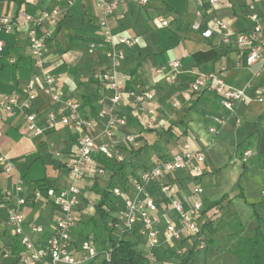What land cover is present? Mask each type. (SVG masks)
<instances>
[{
    "label": "crops",
    "instance_id": "1",
    "mask_svg": "<svg viewBox=\"0 0 264 264\" xmlns=\"http://www.w3.org/2000/svg\"><path fill=\"white\" fill-rule=\"evenodd\" d=\"M119 1L118 8L109 18L113 42L116 44L119 36L137 37L139 42L134 46L116 44L125 57L118 67H114L109 55L113 51L112 45L99 44L90 52L92 42L104 39L100 25L103 13L95 0H0V18L8 16L18 20L12 32H0V39L5 43L0 51V94H14L22 105L27 99L31 80L38 90V97L29 108L18 106L13 116L0 110L3 132L0 155L14 165L11 174L4 172L0 165V197L4 191L13 190L19 178L29 196L37 188L66 187L71 182L70 164L78 141L76 131L61 125L37 137L24 132L29 112L35 113L41 123L49 111L66 112L64 106L53 103L43 93L45 74L54 75V88L81 102L84 115L95 117L91 99L109 95L105 83L98 77L100 72H106L115 74L123 85V97L116 111L127 116L128 124L120 129L117 137L119 144L133 150L135 164L113 176L111 182V170L105 167L106 175L99 176L96 165H91L75 207L79 217L84 212V198L95 182L100 188L110 183V187L120 185L132 192L133 177L182 151L186 143L200 151L204 160L168 174L164 180L172 185L173 196L183 201L186 208L190 206L188 198L193 189L203 187L204 209L198 222L205 232L208 231L206 234L211 240L233 234L235 226L244 222V217H252L254 209L248 205L250 203L257 204V212L264 217V66L261 63L249 65L246 54L236 43V36L253 24L248 19L251 0H220L215 6L207 4L203 28L213 29L211 37H204L202 30L192 28L196 19L195 0H149L146 5L137 0ZM253 1L259 22L264 27V0ZM54 8L61 11L60 22L56 26L45 23L39 27L45 43V62L43 67H37L28 43L30 24L21 20L19 14L25 11L39 15L43 10ZM157 17L170 20V24L158 27L155 24ZM217 19L229 21L230 29L220 30L215 25ZM224 34L230 36L229 43L224 41ZM173 60L180 61L179 75L168 83L156 70L166 69ZM212 74H221L232 87L246 88L245 100L237 103L234 111L224 109L212 91L196 94L191 90L195 78ZM142 90L154 95L145 104L153 109V114L143 112L131 95L132 91ZM217 118L223 122L216 121ZM146 122L153 130H140L136 148L123 143L126 133L142 128ZM210 127H216L217 132H211ZM101 132V123L92 129L94 135H100V141L104 140ZM247 141L251 143L249 148L253 154L244 163L241 157L248 147ZM97 162L103 164L98 159ZM106 176L109 177L107 182L103 181ZM238 181L244 189L246 202L233 190ZM147 191L156 197L160 207H166L157 184H150ZM96 195L100 198L98 193ZM219 207L227 211L221 222L217 219L223 215ZM23 210L26 224L42 223L46 231L39 239L46 237L57 215L55 207L38 201L28 203ZM6 219L7 211L3 207L0 209V238L7 243L12 237L6 230ZM217 223L221 226L216 227ZM181 245L188 246V243L183 241Z\"/></svg>",
    "mask_w": 264,
    "mask_h": 264
},
{
    "label": "built area",
    "instance_id": "2",
    "mask_svg": "<svg viewBox=\"0 0 264 264\" xmlns=\"http://www.w3.org/2000/svg\"><path fill=\"white\" fill-rule=\"evenodd\" d=\"M140 4L146 5L149 0H137ZM119 0H95V4L102 10L100 25L103 30L104 39L101 42L94 41L90 45V52L99 44H109L113 46V51L109 55L113 58V66L118 67L124 59L125 53L116 48V44L134 46L139 42L137 37L119 36L115 44L109 26V18L115 13L119 6ZM220 0H195V21L192 23L194 30H202L204 37H211L213 29L203 28L204 7L207 4L218 5ZM250 13L248 19L252 21L249 30L241 32L236 36V43L243 54H246L247 63H261L264 66V27L259 22V15L255 11L253 0L249 2ZM60 9L54 8L43 10L39 15H31L22 11L19 18L30 24L28 28V43L30 51L35 57L37 67H43L45 59V43L39 34V27L43 24L56 26L60 22ZM155 24L158 27H165L170 24V20L157 17ZM18 25V20L8 16L0 18V32L10 33ZM215 25L222 31L230 29L229 21L217 19ZM203 28V29H202ZM224 41L230 42V36L224 34ZM4 41L0 39V51L4 48ZM11 62H16L11 59ZM180 61L173 60L167 68H158L156 73L163 75L168 83H172L179 75ZM222 67V71H225ZM98 77L105 83L108 96H101L97 101V115H84L82 104L72 99L66 93L54 88L55 77L47 73L44 77L43 93L48 95L53 103L64 106L66 112L49 111L46 119L41 123L35 113L26 114V124L24 132L32 137H37L45 132L57 127L70 126L78 134V141L72 162L70 164L71 182L66 187H46L37 188L31 195L25 193L24 182L21 178L17 180L13 190H6L3 197H0V209L5 207L7 211L6 230L11 236L7 243L0 244V264H8L12 258L13 264H89L100 255V250L93 234L83 237L79 243L74 242V231L78 226L80 218L75 211V207L82 195L83 183L89 173L91 165H96L99 176L106 175V168L97 162L96 156L102 155L106 159L122 163L126 160L124 152L118 146L117 138L120 129L128 124L126 115L119 114L116 106L120 103L124 89L121 81L115 74L100 72ZM191 90L200 94L204 91H212L221 104L228 110L234 111L237 103L243 102L246 98V88H235L224 81L221 74L209 76L200 75L195 78L190 85ZM27 99L22 103L25 108H29L31 103L38 97L36 83H28ZM135 103L141 110L153 114L152 108L145 106L148 100H152L154 95L151 91H132ZM260 100H262L260 98ZM176 105L178 101L174 102ZM19 99L14 94H0V110L5 111L9 116L15 114V109L22 106ZM216 121L222 123V119ZM102 124L101 136L92 133V129ZM210 131L217 132L216 127H210ZM3 132L0 128V136ZM138 136L126 133L123 143L131 144L138 142ZM253 154V150L248 148L242 154V161L248 162ZM204 155L186 143L182 151L172 157L158 161L151 168L141 171L133 177V191L123 189L120 185L112 187L113 194L120 200L122 210L118 215L115 228L121 238L129 232L136 231L144 240L147 264H161L158 260L157 249L165 245L168 249H175L177 255H184L188 249L197 245L198 250L206 247L208 235L204 232L198 222L200 214L204 209L202 186H196L189 195V207L186 208L184 202L173 196L172 185L164 180L168 174H174L180 170L190 167L195 161H203ZM0 165L3 171L11 174L14 165L4 155H0ZM132 178V177H131ZM150 184H157L160 188L163 200H166V207H160L156 197L147 191ZM10 201L9 199H12ZM43 201L52 204L57 212L54 223L50 227V233L40 238L46 231L42 223L26 224V214L23 207L28 203ZM15 239L19 242V249L13 252ZM186 241L188 246H177L176 243ZM102 258L109 259V253L104 251Z\"/></svg>",
    "mask_w": 264,
    "mask_h": 264
},
{
    "label": "trees",
    "instance_id": "3",
    "mask_svg": "<svg viewBox=\"0 0 264 264\" xmlns=\"http://www.w3.org/2000/svg\"><path fill=\"white\" fill-rule=\"evenodd\" d=\"M99 98L100 97L94 98L91 101L94 115H97L96 109ZM250 144V141H247L248 147L246 149L249 148ZM96 159L100 160L107 169L112 171V177L109 182L113 180V176L119 172H124L127 168V163L130 162L125 160L122 163H117L113 160L106 159L100 154L96 156ZM110 186L111 184L109 183L106 187L100 188L97 182L94 183L93 189L100 195L95 210L96 213L99 214L102 222L97 224L95 217H92L80 228V231L76 228L74 231V242L79 243L83 237L91 234L95 236L100 255L89 264H147L143 238L140 237L136 231L129 232L120 238L115 228V223L118 221L119 217L112 216L106 211V208H108L111 209V211H116L119 215L122 210V204L113 194L112 187ZM233 190L239 191L238 196L246 202L244 189L239 181L234 185ZM158 204L160 205L159 202ZM248 205L254 209L252 214L254 225L252 228V234L250 235L243 234L245 230L243 225L237 224L235 226V232L233 233L235 236L233 252L237 257L236 264H264V219L256 210L257 204L250 203ZM86 231L88 233H84ZM14 241L15 243L12 251L17 252L19 249V242L17 239ZM182 242H178L176 245L183 246L181 245ZM211 242H213V240L208 238L207 245L204 249L198 250L197 245H195L188 249V251L182 256L177 255L175 249H168L163 245L156 251L158 260L161 263H164V260L169 258L168 256H171L170 259L174 264H193L195 255L199 251L207 250ZM104 251L109 253V259L101 257V254ZM167 253L169 255H167ZM14 262L15 259L12 258L8 261V264H13Z\"/></svg>",
    "mask_w": 264,
    "mask_h": 264
},
{
    "label": "rangeland",
    "instance_id": "4",
    "mask_svg": "<svg viewBox=\"0 0 264 264\" xmlns=\"http://www.w3.org/2000/svg\"><path fill=\"white\" fill-rule=\"evenodd\" d=\"M143 112H145V111L143 110ZM134 130L135 131H133L131 133L136 135V136H140L139 134L141 131H151V130H153V128L151 127V124L149 122L148 123L146 122L145 124H143L142 128L137 127ZM119 145L122 146V144H119ZM130 145H131V147H134V148L137 147V143H131ZM122 147L127 152L126 155L128 157L126 158V160L128 161V159L131 158L130 159L131 161L129 163H127L126 169L128 170L131 167H133L135 164L134 160H132L134 158V155H133L134 152H133V150L127 148V146H125V145H123ZM153 150H155V148ZM108 179H109V177L106 176L103 181L107 182ZM102 188H104V187H102ZM89 192L90 193H87V197L84 198L85 205L82 208V210L84 212L82 213V217H79L80 221H79L78 226H77V229L79 231H80V228L82 226H84V224L89 219H91L92 217H95V219L97 220V224L102 222L99 214H97L96 210H95V207L99 202V197L96 195L97 193L93 188ZM236 192H237L236 193L237 197L240 198L238 196L239 191H236ZM218 210L221 214L223 213V215H221L220 217H217V219L221 222V219L226 216L227 211H225L223 208H220V207ZM106 211L112 216H118V213L116 211H111V209H108V208H106ZM244 218H245V220H244V222L242 221V224H241L245 228L243 234L250 235V234H252L254 219H252V217H249V218L244 217ZM262 218L264 219V217H262ZM220 226H221V223L216 224V227H220ZM206 232L208 233V231H206ZM84 233H88V232L86 231ZM83 235H85V234H83ZM4 242H5V240L0 238V244L2 245V244H4ZM234 243H235V236L232 233L225 234V236L223 238L213 240V242H211L209 244L207 250L199 251L195 255L193 264H236L237 263V257L235 255V253L233 252ZM167 255H169V254L167 253ZM168 257L169 258L165 259L164 260L165 262L161 263V264H174V263H172V260L170 259L171 256H168Z\"/></svg>",
    "mask_w": 264,
    "mask_h": 264
}]
</instances>
